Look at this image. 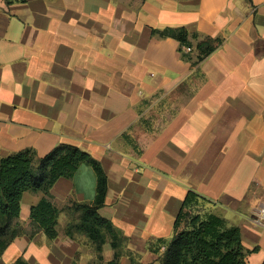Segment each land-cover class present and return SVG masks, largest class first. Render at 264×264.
<instances>
[{
    "label": "crops",
    "instance_id": "obj_1",
    "mask_svg": "<svg viewBox=\"0 0 264 264\" xmlns=\"http://www.w3.org/2000/svg\"><path fill=\"white\" fill-rule=\"evenodd\" d=\"M167 27H186L188 43L153 32ZM207 36L222 42L200 58ZM62 143L108 176L99 214L123 236L118 264L158 263L189 190L240 229L247 264H264V229L249 219L264 199V0H0V159L31 149L37 165ZM97 179L79 165L53 202L92 203ZM44 196L23 193L25 232L0 264L78 261L65 210L56 238L29 235ZM102 255L114 259L109 238Z\"/></svg>",
    "mask_w": 264,
    "mask_h": 264
},
{
    "label": "trees",
    "instance_id": "obj_2",
    "mask_svg": "<svg viewBox=\"0 0 264 264\" xmlns=\"http://www.w3.org/2000/svg\"><path fill=\"white\" fill-rule=\"evenodd\" d=\"M6 1L11 3L16 0ZM153 32L163 37H172L183 45L188 43L189 32L186 27H167ZM221 42L220 38L211 36L199 41L197 49L200 58L207 57ZM34 158V151L27 149L0 159V238L12 226L19 228L7 241H0V255L15 236L25 232L19 216L21 198L27 190L45 193L31 209L32 226L29 235L32 237L38 231H45L52 239L58 236V218L64 209L53 202L49 190L58 178L71 177L79 165L85 163L91 165L97 173L96 198L92 203L74 202L69 205L80 212V222H69L66 234L74 237L75 230L86 234L96 244L100 258L103 256V245L110 237L115 256L108 264H118L121 255L118 249L122 245L123 236L109 219L99 214L108 192V176L101 162L80 147L66 143L52 149L37 165ZM198 197L203 198L194 190H189L177 215L174 235L167 244L161 264H247V251L241 240L240 229L236 226L227 227L225 219L214 213L208 214L207 218L194 214L191 205ZM128 255L133 263L136 262L132 252L128 251ZM18 264L27 263L20 259Z\"/></svg>",
    "mask_w": 264,
    "mask_h": 264
},
{
    "label": "rangeland",
    "instance_id": "obj_3",
    "mask_svg": "<svg viewBox=\"0 0 264 264\" xmlns=\"http://www.w3.org/2000/svg\"><path fill=\"white\" fill-rule=\"evenodd\" d=\"M122 137L124 139V143H126L130 147H133L135 150L139 148L140 145L139 143H137V141H135V138L133 137L131 138L130 136H127L125 134H123ZM191 206H192L191 210L194 214H199L203 218L208 217V213L206 212V210L209 207V205L207 204L206 200H204L203 198L201 197L196 198ZM64 210L71 217L70 219H72V223L77 224L80 222L79 219L80 212H78L76 209L70 206H66ZM17 231H19V228L12 226L8 230L7 234L2 238H0V241H7L11 237V235ZM75 235L77 238L80 239V241L84 245L83 251L81 252L80 257L75 264H108L107 260L105 259V256H102V258L99 257V252L97 251L96 244L92 242L86 234L80 233L77 230H75ZM109 239L111 240L110 237ZM123 246L125 245L124 244L121 245L118 251H123L124 250ZM165 251L166 250H164V252ZM163 257H164V253L161 255V257H159V261L157 264H161Z\"/></svg>",
    "mask_w": 264,
    "mask_h": 264
},
{
    "label": "built area",
    "instance_id": "obj_4",
    "mask_svg": "<svg viewBox=\"0 0 264 264\" xmlns=\"http://www.w3.org/2000/svg\"><path fill=\"white\" fill-rule=\"evenodd\" d=\"M186 50L191 52L193 48L188 46ZM249 219L253 225L264 229V199L258 206L252 209Z\"/></svg>",
    "mask_w": 264,
    "mask_h": 264
}]
</instances>
